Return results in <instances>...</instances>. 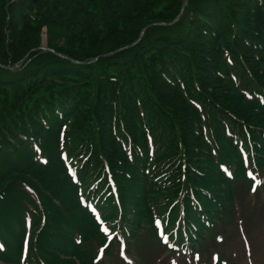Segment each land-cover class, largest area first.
<instances>
[{
	"label": "trees",
	"instance_id": "16d2710c",
	"mask_svg": "<svg viewBox=\"0 0 264 264\" xmlns=\"http://www.w3.org/2000/svg\"><path fill=\"white\" fill-rule=\"evenodd\" d=\"M36 1L0 0L1 65L39 47L44 26L48 47L91 61L171 22L183 0ZM18 28L31 43L10 44ZM3 66L0 264H94L108 237L89 205L114 235L111 264L120 238L155 264L156 219L194 252L235 211L247 171L264 180V0H190L176 24L94 62L34 51Z\"/></svg>",
	"mask_w": 264,
	"mask_h": 264
},
{
	"label": "rangeland",
	"instance_id": "374dc122",
	"mask_svg": "<svg viewBox=\"0 0 264 264\" xmlns=\"http://www.w3.org/2000/svg\"><path fill=\"white\" fill-rule=\"evenodd\" d=\"M189 2L190 0H188L187 7L189 6ZM47 30L48 27L46 26L40 30L42 31L40 46L44 45L45 47L50 48L48 47ZM24 31L25 28L23 31H19V34L16 35L15 41L7 38L10 40V44L20 41L31 43V33ZM53 34L56 36L55 40H58L59 44H62V46H77L74 39L72 42H68L67 39H64L62 37V32H58V35H56V30H54ZM43 52L48 51L44 50L42 53ZM257 178L259 181L264 183L263 174L259 171L257 172ZM241 184L242 182L239 183L240 189H236V192L240 194L241 197L240 199H236L237 205L235 206V211H233V207H230L229 215L222 223H219V228L213 231L214 237L207 236V239L202 240V244L195 247L197 248V252L193 254L186 252L183 253L182 251H171L169 254H164V251H166L164 248L162 249L161 247L154 246V250L158 251L159 255L164 254L161 264H219V262H221V264H264V190L262 188L263 191H259V197H254L250 194L251 185H249V183H245L241 187ZM110 232L111 231H108L104 235H107ZM219 234H222L223 237L218 236ZM217 236L218 239L221 237L220 241L217 239ZM139 244L142 247V250H144L143 253L145 256H150L152 254L149 249L153 246V240L149 236L140 238ZM103 246L104 244L97 243V255L94 259L101 252ZM114 250L116 253L115 260L119 264H130L127 261L128 257L134 258V264H149L152 260L149 257L145 260L142 259L127 246L122 247L116 245ZM216 256L218 257L217 262L215 261ZM130 260L131 262L133 261L132 259ZM88 261L90 260L88 259ZM223 261L225 263H223ZM106 264L111 263L107 262Z\"/></svg>",
	"mask_w": 264,
	"mask_h": 264
},
{
	"label": "water",
	"instance_id": "95a60500",
	"mask_svg": "<svg viewBox=\"0 0 264 264\" xmlns=\"http://www.w3.org/2000/svg\"><path fill=\"white\" fill-rule=\"evenodd\" d=\"M187 4H188V0H183V4H182V7H181L180 14H179V15H178L173 21L168 22V23H165V22H157V23H152V24H150V25H147V26H145V27L141 30L140 35H139V38H138L134 43H132V44L129 45V46H125V47L118 48L117 50H115V51H113V52H110V53H108V54H104V55H101V56H109V55L114 54V53H116V52H118V51H121V50H123V49L129 48V47H133L134 45H136L137 43L140 42L142 36L144 35V32H145L149 27H151V26H156V25H173V24L177 23V21L183 16V14H184V12H185V8L187 7ZM34 50H42V51L47 50V51H52V52H54L52 49L47 48V47H45L44 45H43V46H39V47H37L36 49H33V50H31L30 52H28V53L25 55V57H24L19 63L15 64V65H13V66H11V67H10V66H7V68H10V69H12V70H15L20 64H22V63L24 62V60L29 56V54H30L32 51H34ZM57 54L60 55V56H62V57H66V56H64V55H62V54H59V53H57ZM96 59H97V58H94L92 61H94V60H96ZM71 60H72V59H71ZM72 61H74V60H72ZM74 62H77V61H74ZM84 63H85V62H84Z\"/></svg>",
	"mask_w": 264,
	"mask_h": 264
},
{
	"label": "snow or ice",
	"instance_id": "6c2138e0",
	"mask_svg": "<svg viewBox=\"0 0 264 264\" xmlns=\"http://www.w3.org/2000/svg\"><path fill=\"white\" fill-rule=\"evenodd\" d=\"M69 171H71V170L69 169ZM249 175H251V174H249ZM256 183H259V181H256ZM252 190H253V191L255 190V186H253ZM157 223H158V222H157Z\"/></svg>",
	"mask_w": 264,
	"mask_h": 264
}]
</instances>
